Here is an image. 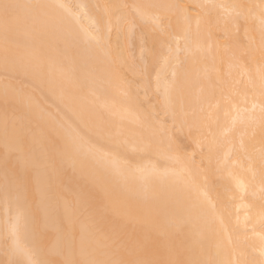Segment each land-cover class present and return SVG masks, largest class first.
Here are the masks:
<instances>
[{"label":"bare ground","instance_id":"6f19581e","mask_svg":"<svg viewBox=\"0 0 264 264\" xmlns=\"http://www.w3.org/2000/svg\"><path fill=\"white\" fill-rule=\"evenodd\" d=\"M5 3L0 264H264V0Z\"/></svg>","mask_w":264,"mask_h":264},{"label":"rangeland","instance_id":"374dc122","mask_svg":"<svg viewBox=\"0 0 264 264\" xmlns=\"http://www.w3.org/2000/svg\"><path fill=\"white\" fill-rule=\"evenodd\" d=\"M223 16H225L226 17V15H223ZM136 30H137V33L138 34H142V30H141V28L139 27V26H136V28H135ZM130 49H131V53L133 54V55H135V60L137 61L136 63H137V68L140 70V73H138V75L137 76H135V75H133V74H131V72H130V70L129 69H127V76L129 77V79H131V80H133L134 82V84H135V86L137 85V89L139 90L140 89V94H141V92H142V90H143V87L141 86V77H143V76H145V74H144V72H143V68H142V66L139 64V60H140V58L137 56V54H138V51H137V48L135 47V45H132L131 47H130ZM159 93H157L156 92V94H149V95H146L145 93H144V96H145V100H146V98L148 99L147 100V103L150 105V104H154V106H156L157 104H158V99H157V95H158ZM166 117H168V116H166ZM163 119H164V121H165V118L164 117H162ZM166 121H168L167 123L168 124H170V120H168L167 118H166ZM190 146L191 145H189V148H190ZM187 151H190V149L189 150H187Z\"/></svg>","mask_w":264,"mask_h":264},{"label":"snow or ice","instance_id":"6c2138e0","mask_svg":"<svg viewBox=\"0 0 264 264\" xmlns=\"http://www.w3.org/2000/svg\"><path fill=\"white\" fill-rule=\"evenodd\" d=\"M13 7H14L13 5H10L7 3L0 5V9H2L3 11V17H4L5 24H7L10 20V10Z\"/></svg>","mask_w":264,"mask_h":264}]
</instances>
